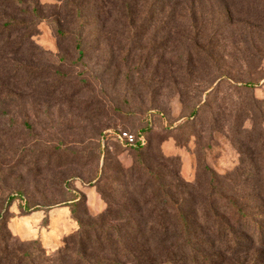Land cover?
Wrapping results in <instances>:
<instances>
[{"label":"rangeland","instance_id":"374dc122","mask_svg":"<svg viewBox=\"0 0 264 264\" xmlns=\"http://www.w3.org/2000/svg\"><path fill=\"white\" fill-rule=\"evenodd\" d=\"M203 260L264 264V0H0V264Z\"/></svg>","mask_w":264,"mask_h":264},{"label":"trees","instance_id":"16d2710c","mask_svg":"<svg viewBox=\"0 0 264 264\" xmlns=\"http://www.w3.org/2000/svg\"><path fill=\"white\" fill-rule=\"evenodd\" d=\"M19 1V0H18ZM77 51H78V53H79V59H82V57L84 56V49H83V45H82V42H78L77 43ZM247 85H249V86H252V84H247ZM140 143V142H139ZM140 145H143L142 143H140ZM179 213V217H180V219L182 220V222H183V226H184V230L186 231V235H187V244H190V241H189V226H188V224H187V221H186V219H185V216H184V214L183 213H181V212H178ZM204 259H206L205 257H203ZM199 261V260H198ZM177 262H175V264H176ZM198 263V262H197ZM206 263V261L205 260H203V261H201L200 262V264H205ZM194 264H196V262H194Z\"/></svg>","mask_w":264,"mask_h":264},{"label":"built area","instance_id":"2783aa9c","mask_svg":"<svg viewBox=\"0 0 264 264\" xmlns=\"http://www.w3.org/2000/svg\"><path fill=\"white\" fill-rule=\"evenodd\" d=\"M119 139H121L123 142H125L126 144L132 146L136 143V138L135 135L133 133L130 132H120L118 134Z\"/></svg>","mask_w":264,"mask_h":264}]
</instances>
